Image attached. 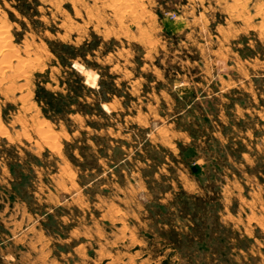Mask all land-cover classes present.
Returning a JSON list of instances; mask_svg holds the SVG:
<instances>
[{"label":"rangeland","instance_id":"374dc122","mask_svg":"<svg viewBox=\"0 0 264 264\" xmlns=\"http://www.w3.org/2000/svg\"><path fill=\"white\" fill-rule=\"evenodd\" d=\"M0 30V264H264V0H0Z\"/></svg>","mask_w":264,"mask_h":264},{"label":"bare ground","instance_id":"6f19581e","mask_svg":"<svg viewBox=\"0 0 264 264\" xmlns=\"http://www.w3.org/2000/svg\"><path fill=\"white\" fill-rule=\"evenodd\" d=\"M129 1V0H128ZM235 7V6H234ZM128 8V7H127ZM138 9V8H137ZM235 9V8H234ZM232 10V9H231ZM122 11V10H121ZM133 11V10H132ZM3 21V20H2ZM4 23V22H3ZM122 23V22H121ZM5 25V24H4ZM5 27V26H4ZM1 31V30H0ZM5 32V31H4ZM1 34V33H0ZM5 38H4V36L2 35V36H0V43L4 40ZM11 39V38H10ZM15 44V43H14ZM0 47H2V46H0ZM13 47H14V45H13ZM13 50V49H12ZM12 52V51H11ZM8 53H10V52H8ZM27 54H28V52H26ZM1 54V53H0ZM5 55V54H4ZM7 56H8V54H7ZM12 56V55H11ZM10 57V56H9ZM5 58H7V57H5ZM27 59V58H26ZM30 59V58H29ZM11 60V59H10ZM9 60V61H10ZM19 61V60H18ZM6 63H7V61H6ZM34 63V62H33ZM4 64V63H3ZM39 64V63H38ZM25 65V64H24ZM7 66V65H6ZM35 66H36V64H35ZM11 67V66H10ZM2 69V68H1ZM14 69V68H13ZM2 85V84H1ZM24 85V84H23ZM22 86V85H21ZM11 87V86H10Z\"/></svg>","mask_w":264,"mask_h":264},{"label":"trees","instance_id":"16d2710c","mask_svg":"<svg viewBox=\"0 0 264 264\" xmlns=\"http://www.w3.org/2000/svg\"><path fill=\"white\" fill-rule=\"evenodd\" d=\"M85 112H87V111H85Z\"/></svg>","mask_w":264,"mask_h":264}]
</instances>
